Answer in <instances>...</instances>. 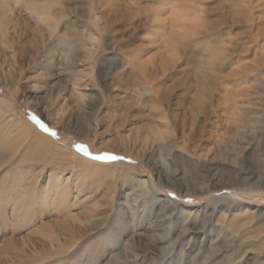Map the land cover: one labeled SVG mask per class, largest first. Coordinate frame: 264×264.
<instances>
[{"label":"rangeland","instance_id":"374dc122","mask_svg":"<svg viewBox=\"0 0 264 264\" xmlns=\"http://www.w3.org/2000/svg\"><path fill=\"white\" fill-rule=\"evenodd\" d=\"M263 182L264 0H0V264H264Z\"/></svg>","mask_w":264,"mask_h":264},{"label":"bare ground","instance_id":"6f19581e","mask_svg":"<svg viewBox=\"0 0 264 264\" xmlns=\"http://www.w3.org/2000/svg\"><path fill=\"white\" fill-rule=\"evenodd\" d=\"M37 107V106H36ZM36 110H38V109H36ZM22 125V127H23V131H22V133H24L25 135H29V136H33V137H38L39 139H42L43 140V142H44V144L46 145V144H50V141H49V138H47V137H43V134L41 133V132H39L37 129H35L36 127H33V125H30V123H28V122H24L23 124H21ZM21 134V133H20ZM4 146V145H3ZM10 149V148H9ZM5 150V149H4ZM101 167H103L102 165H100ZM104 168V167H103ZM250 173V172H249ZM252 174V173H251ZM257 175V174H256ZM256 175H255V177H256ZM244 178V177H243ZM262 182V181H261ZM264 183V182H263ZM192 229H194V228H190L189 230H192ZM185 233H187L186 231H185Z\"/></svg>","mask_w":264,"mask_h":264},{"label":"snow or ice","instance_id":"6c2138e0","mask_svg":"<svg viewBox=\"0 0 264 264\" xmlns=\"http://www.w3.org/2000/svg\"><path fill=\"white\" fill-rule=\"evenodd\" d=\"M77 147H78L79 150L84 151L85 153H88L87 146H85V145H78ZM97 158H99V157H97ZM108 158L109 159H115V157H108Z\"/></svg>","mask_w":264,"mask_h":264}]
</instances>
